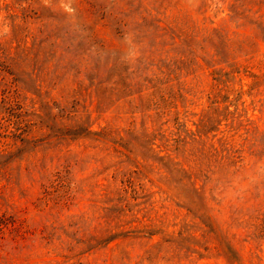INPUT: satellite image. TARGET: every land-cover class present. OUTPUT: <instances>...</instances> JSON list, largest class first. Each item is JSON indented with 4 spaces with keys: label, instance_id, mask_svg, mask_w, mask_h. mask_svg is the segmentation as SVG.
<instances>
[{
    "label": "rangeland",
    "instance_id": "1",
    "mask_svg": "<svg viewBox=\"0 0 264 264\" xmlns=\"http://www.w3.org/2000/svg\"><path fill=\"white\" fill-rule=\"evenodd\" d=\"M232 70L242 126L222 116L176 159L200 200L161 157L177 119L217 118ZM10 86L0 264H264V0H0V104Z\"/></svg>",
    "mask_w": 264,
    "mask_h": 264
},
{
    "label": "trees",
    "instance_id": "2",
    "mask_svg": "<svg viewBox=\"0 0 264 264\" xmlns=\"http://www.w3.org/2000/svg\"><path fill=\"white\" fill-rule=\"evenodd\" d=\"M5 1V0H1ZM25 12V9H24ZM220 71V70H219ZM234 70L228 73L222 74L221 72L219 73L220 78L216 79L217 84L215 86V89L209 94V101H211V106L210 110L212 111L213 114L217 115V118L212 119H207L206 120V115H201L199 117V120L197 123H194L196 126V130H188L187 122L184 121H178V124L175 127L177 131H175V138L173 139L175 144H174V149L170 150L166 148L167 150H170L168 153H166L164 156L161 158L164 160V162L167 164L168 171L167 173L170 174L171 177L174 178L176 182H183L184 183V188L188 191V193H191L193 198H199L202 200V194L201 191L196 187V183L192 180V174L189 172L183 162L176 161L179 157L183 156L185 152L187 151L186 148L188 146L196 147V152H203L205 149V139L207 138V135L213 131V128H216L217 124H220L221 120L219 119L222 116H229L233 118L231 120V127L234 128L236 124H238L239 127L242 126L243 120L241 117L243 116L242 114L239 115V117H236L235 114L238 113V108H236V112H230L229 107L231 104L238 103V101L241 99L240 96L235 97L234 100H230L231 97V89L229 87V82L233 81L234 77ZM3 100L2 104H0V112L2 113H8L9 115V121L10 124L19 126L23 122V106L22 102L20 101L18 97V92L17 89H13V87H6L3 89ZM216 104V105H215ZM222 104H225L224 107H221ZM166 110V107L164 108V111ZM168 112V111H167ZM164 114H168L166 112H163L161 116ZM14 119V120H13ZM246 122L248 123L247 125H251L253 123L252 120L246 119ZM2 126H0V129H2ZM7 126V125H6ZM251 129V128H248ZM19 130V129H18ZM252 133V130H247V134L250 136ZM28 132L23 137L20 139L22 141L23 145H27L28 143L31 142V139H28ZM23 135V134H22ZM1 137V136H0ZM18 138H21V133L18 134ZM162 139V140H161ZM160 141L162 143L166 142L169 143L171 139L165 137L162 135V138ZM164 139V140H163ZM17 140V139H16ZM247 140H250L247 138ZM226 144V143H224ZM168 145V144H166ZM161 147V146H160ZM213 151L215 152L216 160L218 161V165L221 168H230L237 166V161L235 160V155L232 153L231 148H227L224 145H221V148H216L215 146H211ZM196 152L194 153L195 155ZM173 154H176V157H173ZM0 158L4 159L6 158V153L1 149L0 147ZM165 166V165H164ZM8 163H0V171L3 169H7ZM2 216H0L1 220ZM6 229V225L3 221H0V232L4 233Z\"/></svg>",
    "mask_w": 264,
    "mask_h": 264
}]
</instances>
